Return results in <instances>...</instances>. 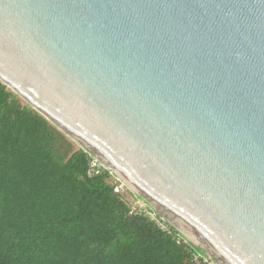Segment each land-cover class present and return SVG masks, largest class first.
Segmentation results:
<instances>
[{
	"label": "water",
	"instance_id": "water-1",
	"mask_svg": "<svg viewBox=\"0 0 264 264\" xmlns=\"http://www.w3.org/2000/svg\"><path fill=\"white\" fill-rule=\"evenodd\" d=\"M0 81L221 264H264V0H0Z\"/></svg>",
	"mask_w": 264,
	"mask_h": 264
},
{
	"label": "trees",
	"instance_id": "trees-1",
	"mask_svg": "<svg viewBox=\"0 0 264 264\" xmlns=\"http://www.w3.org/2000/svg\"><path fill=\"white\" fill-rule=\"evenodd\" d=\"M75 147H74V146ZM0 81V264H187L108 174Z\"/></svg>",
	"mask_w": 264,
	"mask_h": 264
},
{
	"label": "built area",
	"instance_id": "built-area-1",
	"mask_svg": "<svg viewBox=\"0 0 264 264\" xmlns=\"http://www.w3.org/2000/svg\"><path fill=\"white\" fill-rule=\"evenodd\" d=\"M79 146L88 156L87 175L95 176L106 172L112 182L113 192L124 197L128 214L145 217L164 235L172 236L177 243L183 244L186 247L187 264H221L199 243L189 238L180 228L161 215L144 197L121 179L110 166L101 162L83 146Z\"/></svg>",
	"mask_w": 264,
	"mask_h": 264
},
{
	"label": "rangeland",
	"instance_id": "rangeland-1",
	"mask_svg": "<svg viewBox=\"0 0 264 264\" xmlns=\"http://www.w3.org/2000/svg\"><path fill=\"white\" fill-rule=\"evenodd\" d=\"M66 138L71 142L72 141V143H75L77 146H79V144H77L71 137H68L67 135H66ZM74 146V145H73ZM75 147V146H74ZM80 147V146H79ZM160 212V214L161 215H163L166 219H168L172 224H174L177 228H180L177 224H175L171 219H169L165 214H163L161 211H159ZM180 230L182 231V232H184L189 238H191L192 240H194L195 242H197L195 239H193L192 237H190V235L189 234H187L183 229H181L180 228ZM198 243V242H197Z\"/></svg>",
	"mask_w": 264,
	"mask_h": 264
},
{
	"label": "bare ground",
	"instance_id": "bare-ground-1",
	"mask_svg": "<svg viewBox=\"0 0 264 264\" xmlns=\"http://www.w3.org/2000/svg\"><path fill=\"white\" fill-rule=\"evenodd\" d=\"M191 237V236H190Z\"/></svg>",
	"mask_w": 264,
	"mask_h": 264
}]
</instances>
